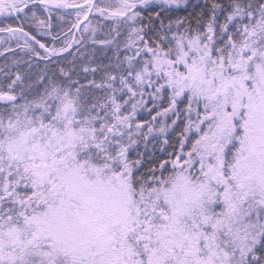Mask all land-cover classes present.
Returning a JSON list of instances; mask_svg holds the SVG:
<instances>
[{"label":"snow or ice","instance_id":"snow-or-ice-1","mask_svg":"<svg viewBox=\"0 0 264 264\" xmlns=\"http://www.w3.org/2000/svg\"><path fill=\"white\" fill-rule=\"evenodd\" d=\"M0 264H264V0H0Z\"/></svg>","mask_w":264,"mask_h":264}]
</instances>
